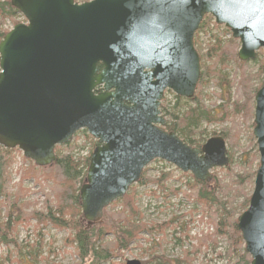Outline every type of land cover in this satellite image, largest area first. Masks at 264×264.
<instances>
[{
	"label": "water",
	"instance_id": "water-1",
	"mask_svg": "<svg viewBox=\"0 0 264 264\" xmlns=\"http://www.w3.org/2000/svg\"><path fill=\"white\" fill-rule=\"evenodd\" d=\"M11 5L26 22L0 42V146L18 148L44 167L53 163L56 146L87 130L98 145L80 189L86 221L99 222L154 160L202 182L229 165L223 137L197 148L162 129L160 104L167 90L194 96L200 58L193 39L205 14L239 40L241 61L264 51V0H11ZM254 124L260 166L237 225L251 264H264V62Z\"/></svg>",
	"mask_w": 264,
	"mask_h": 264
},
{
	"label": "rangeland",
	"instance_id": "rangeland-1",
	"mask_svg": "<svg viewBox=\"0 0 264 264\" xmlns=\"http://www.w3.org/2000/svg\"><path fill=\"white\" fill-rule=\"evenodd\" d=\"M4 1L0 0V2ZM89 1L92 0H75L77 3ZM207 18L208 16L205 18V30L196 31L193 43L195 41L194 47L200 58V77L201 72H205V68H207V73L211 72V75H208L209 78L206 77L205 83L198 91L196 88L194 96L199 98L204 108L213 110L215 117L217 119L223 118V121L213 123L204 121L200 123L199 128L192 130L194 133H191L189 129L183 132V134L191 135L201 144H204L211 137L221 136L222 130L233 126L231 119L234 117L225 118L223 114L225 107L223 108V106H228L229 109L232 108L237 99V85L230 87L229 82L241 78L243 70L239 68V71L237 64L233 62V59L230 60L228 54L227 58L230 61L226 69H221L220 65L213 68V64L218 59L205 57L212 48H218V51L221 50L219 54L226 55V52L230 50L229 42L235 39L229 28L218 25L213 17L212 20H207ZM24 22H26V19L21 13H18L14 18L4 17L0 14V33H7L15 25ZM235 40L238 43L235 48L238 58L241 44L238 39ZM260 51H262V54L259 55V59L264 62V51ZM254 60L247 61L248 64L245 67L244 74L250 77L248 86L256 88L259 86L260 81L262 85L263 75L261 77L257 76L260 63H256ZM212 69L215 70L216 74L224 75L226 81L217 80L216 76L218 75H215ZM176 96L174 92L167 90L161 102L167 108V112H174L176 116L181 117L187 112L188 107L194 106V102H187V99L177 100ZM162 115L168 120V115L166 116L164 113ZM236 121L238 124L233 128L239 130L238 140L232 149L229 144L234 143V139L231 142L226 141L228 153L232 151L234 157L233 173L237 175L245 172L249 158L252 170L256 172L260 164L259 154L256 158L254 157L253 142L256 144L253 135L254 111L253 117L248 116L244 120L241 115H237ZM172 123L174 122L172 121ZM84 131L87 132L85 129L79 130L67 144L59 147L58 152L67 154L68 150H71L70 155L79 163V168L85 170V159L89 156L91 158L97 141L88 135V132L86 135ZM251 135H253V141ZM183 137L184 135H182ZM66 145H70V147L66 149ZM12 150V158H10L7 169L10 173L7 187L12 197L17 195L16 200H19L18 203L22 207L20 210L24 214L44 213L48 210L46 206L50 204L56 206L58 204L57 196L60 194L62 184L56 182L55 178H46L41 169L42 167L25 158L20 149L12 148ZM220 169L212 170V176L216 174L225 182L236 178V176L234 178L228 176L227 172L223 170L224 168ZM144 170L145 177L148 179L147 184H141L138 181L130 187L127 193L132 194L134 204L140 213V216H136L133 221L136 224H144L148 228L152 227L153 229L149 230L155 231L154 233L145 234L138 242L127 245L125 249L113 251L107 261H93L91 258L84 261L68 245V239L73 235L71 232L57 230L51 225L38 230V225L43 223L30 219L27 224L22 223L24 226H18L12 234L8 235L9 243H0V264H126L128 260H138L142 264H177L180 259L184 260V264L238 263L239 258L235 253H227L228 241L225 237H218L216 238L217 242L211 243H209L208 237L204 238L207 234H213L215 230L204 214L194 212L196 204L186 196V193H190L189 186H186V182L191 181L189 180L190 173L182 172L174 165L162 160L151 162ZM35 173L40 175L38 176L40 183L36 182ZM163 173H167L166 177L168 179L164 186H159L157 180ZM253 189L254 183L252 187L251 185L246 186V191L250 193V196ZM19 192L25 195L20 198ZM123 198L114 201L106 209L111 210L110 212L121 210ZM242 200L243 198H240L239 202ZM0 207L2 220H5L7 210L2 199L0 200ZM15 210L17 211L15 214H17L18 210ZM157 226H161L163 231L158 232ZM199 239H202V243L198 245ZM113 240L112 235L106 236L107 242Z\"/></svg>",
	"mask_w": 264,
	"mask_h": 264
},
{
	"label": "trees",
	"instance_id": "trees-1",
	"mask_svg": "<svg viewBox=\"0 0 264 264\" xmlns=\"http://www.w3.org/2000/svg\"><path fill=\"white\" fill-rule=\"evenodd\" d=\"M10 2L11 0L0 2V14L4 17L8 16L9 18H14V16H16L19 12L12 7ZM207 16V20H212V16L205 15L197 31L205 30V18ZM6 34L7 33H0V42ZM237 45V41L232 39L229 42L230 50L226 52V55L223 53L219 54L221 50L218 51V48H212L205 55L206 58L212 57L214 59H218L213 64V68H217V66L220 65L221 69H226L229 65V61L233 59V62L237 64L238 69H243L241 78L238 80L233 79L229 82L230 87H233L235 84L237 85V99L231 109H229L228 106H223V108L225 107V112L223 111L225 118L234 117L232 118L233 120L231 119L233 126L225 128L221 132V137H223L225 141L228 140V142H231L234 139V143L229 144L231 149L234 147L239 135V130L233 128L238 124L236 116L241 115L244 120H246L248 116L253 117V111L255 109L254 97L261 87V81L259 86L256 88L248 86L250 77L244 74L245 67L248 62H242L237 58V53L235 51ZM227 54L230 60L227 58ZM261 54L262 51L258 52L257 57L254 60L256 63H260L257 75L258 77L263 75V61L259 59V55ZM99 68L101 70V64H99ZM204 71L205 72H201V77L197 85V91L205 83L206 77L211 75L210 71L207 73V68H205ZM212 72L219 76V78L216 76L217 80L220 79L221 82L222 80L226 81L224 75L221 76L216 74L214 69H212ZM176 99L182 100L185 98L176 96ZM241 99L242 101H240ZM187 102H194V106L188 107L186 110L187 112L181 117L176 116L174 112H167V108L161 102V112L166 116L168 115V120H166L162 128L165 131L176 133L190 146L200 148L203 145L200 141L198 142V140H195V138L191 135L183 134V132L186 129H189L191 133H194L192 130L199 128L201 122L205 121L206 123H213L215 121H223V118L217 119L214 111L204 108L199 98H195V96L191 99H187ZM172 121L174 123H172ZM84 133L87 135L86 131H84ZM182 135H184L183 138ZM251 136L253 141V135ZM95 145L97 146L98 142H95ZM253 145L255 149L254 157L256 158L258 156L257 145L254 142ZM59 147L60 146H56L55 148V159L53 163L41 168L46 178H55L56 182L62 184L60 194L57 196L58 204L56 206H52L51 204L46 206L48 210L44 213L32 212L31 214H24L20 210L22 207L18 203L19 200H16L17 195L12 197L7 187L10 174L7 169L10 158H12L11 153L13 150L0 146V200L2 199V201L6 204L7 210L6 217L4 218L5 220H2L0 212V243H9L8 235L12 234L18 226H24L22 223L27 224L30 219H35L39 223H43L38 225V230H41L44 226L51 225L57 230H68L71 232L73 235L71 234L72 238L70 237L68 239V245L75 250L76 255H78L82 260L85 261L86 259L91 258L93 261H107L113 251L125 249L127 245L138 242L145 234L155 232L153 230H149L153 229L152 227L148 228V226L146 227L144 224H136L133 221L136 216H140V213L134 204L132 194L129 193H127L123 198L121 210L110 212L111 210L105 209L103 217L99 222L90 223L86 221L82 212L80 189L86 182V170L89 166L90 156L85 159V170L83 168L80 169L79 163L74 160L72 155H70L71 150H68L69 152L67 154H60L58 152ZM69 147L70 145L65 146L66 149ZM228 155L230 163L223 170H225L231 178L236 176L235 179L225 182L224 179L219 178L215 174L210 182H202L194 179V177L190 174L189 180L191 181L186 182V186H189L190 193H186V196L195 202L196 206L194 208V212L199 214L202 213V215L204 214L214 227V233L210 235L207 234L204 238L208 237L209 243H211L217 242L216 238L218 237H225L228 241L227 253H235V255L239 258L238 263L236 264H251L252 259L245 250L243 238L237 224L239 216L249 206L250 193L246 191V186L251 185L252 187L256 172L252 170V164L250 163L249 158L246 163V171L235 175L232 168L234 161L232 151H230ZM38 176L40 175L35 173L36 182L40 183ZM166 176L167 173H163L158 178L157 183L159 186L165 185L168 179ZM139 181L141 184H147L148 179L145 177V170H143ZM19 195L21 198L25 194L19 192ZM240 198H243L241 202H239ZM15 209L18 210L17 214H15V212H17ZM157 227V230H159L158 232L163 231L161 226ZM107 235H112L114 240L107 242ZM202 239L198 240V245L202 243ZM177 264H184V260H178Z\"/></svg>",
	"mask_w": 264,
	"mask_h": 264
},
{
	"label": "flooded vegetation",
	"instance_id": "flooded-vegetation-1",
	"mask_svg": "<svg viewBox=\"0 0 264 264\" xmlns=\"http://www.w3.org/2000/svg\"><path fill=\"white\" fill-rule=\"evenodd\" d=\"M142 264V263H141Z\"/></svg>",
	"mask_w": 264,
	"mask_h": 264
}]
</instances>
